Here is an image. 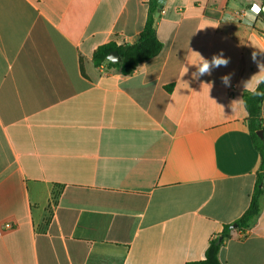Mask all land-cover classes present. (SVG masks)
<instances>
[{"label": "crops", "instance_id": "obj_1", "mask_svg": "<svg viewBox=\"0 0 264 264\" xmlns=\"http://www.w3.org/2000/svg\"><path fill=\"white\" fill-rule=\"evenodd\" d=\"M149 1L0 0V264L203 261L248 209L264 19L245 13L264 2L159 0L161 53L130 75L96 66L98 47L138 42ZM221 51L227 67L196 78V53ZM234 225L221 263L264 264V198Z\"/></svg>", "mask_w": 264, "mask_h": 264}, {"label": "trees", "instance_id": "obj_2", "mask_svg": "<svg viewBox=\"0 0 264 264\" xmlns=\"http://www.w3.org/2000/svg\"><path fill=\"white\" fill-rule=\"evenodd\" d=\"M226 4L227 0H218L216 2V7L218 10H223ZM159 7V0L149 1L148 18L139 35L137 43L122 46H117L114 43L102 45L93 53L94 64L100 66L107 63L109 66L117 68L124 75H130L142 63L157 57L163 49V43L159 40L156 33V21ZM259 16L264 19V12H261ZM112 52H117L119 54L121 57L120 63L114 64L108 60V56ZM243 102L248 113L247 122L250 137L261 156V165L257 172L256 187L250 205L246 212L233 223L237 224V229L244 233L256 222L262 210L264 198V139L258 136L259 131L264 132V120L261 118V110L264 102V82H260L254 91L246 92L243 97ZM232 225H226L222 233L211 240L206 251L205 260L187 264H222L219 259L220 249L223 244L231 238Z\"/></svg>", "mask_w": 264, "mask_h": 264}, {"label": "clouds", "instance_id": "obj_3", "mask_svg": "<svg viewBox=\"0 0 264 264\" xmlns=\"http://www.w3.org/2000/svg\"><path fill=\"white\" fill-rule=\"evenodd\" d=\"M261 12H264V8H262L259 4H253L251 8L249 9V11L245 13V16L247 17V20L249 22H254L256 17ZM196 54L199 58L198 61L193 64V65H196L197 67L196 78H199L200 76H204V75H211L213 69L219 68V67H227V65L230 63L229 58L225 57L222 51L218 54H214L210 60L207 58H204L199 53H196ZM185 72H187V68ZM221 80L225 86H230V76L228 75L223 76ZM260 82H264V78L257 81V83H260Z\"/></svg>", "mask_w": 264, "mask_h": 264}, {"label": "water", "instance_id": "obj_4", "mask_svg": "<svg viewBox=\"0 0 264 264\" xmlns=\"http://www.w3.org/2000/svg\"><path fill=\"white\" fill-rule=\"evenodd\" d=\"M162 1V0H160ZM264 8V6H263ZM108 60L111 62V63H120L121 62V57L119 56V54L117 52H112L109 54L108 56ZM258 136L261 138V139H264V132L263 131H259L258 132ZM233 228H237V224H235L233 226Z\"/></svg>", "mask_w": 264, "mask_h": 264}, {"label": "built area", "instance_id": "obj_5", "mask_svg": "<svg viewBox=\"0 0 264 264\" xmlns=\"http://www.w3.org/2000/svg\"><path fill=\"white\" fill-rule=\"evenodd\" d=\"M263 126H264V123H263ZM56 203H57V200L56 199H53L50 203V210L53 211L56 207ZM4 230H10V229H13L14 228V225L11 224V223H6L4 224Z\"/></svg>", "mask_w": 264, "mask_h": 264}]
</instances>
